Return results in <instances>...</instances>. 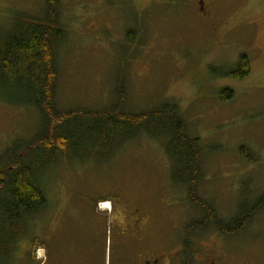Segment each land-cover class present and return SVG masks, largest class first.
<instances>
[{"label":"rangeland","instance_id":"obj_1","mask_svg":"<svg viewBox=\"0 0 264 264\" xmlns=\"http://www.w3.org/2000/svg\"><path fill=\"white\" fill-rule=\"evenodd\" d=\"M221 13L224 24L212 34L200 20L198 0H58L63 35L54 46L55 101L61 111L108 109L117 104L120 85L126 112L152 110L164 101L177 103L187 133L199 137L195 192L216 216L231 219L264 196V8L261 0H239ZM40 14L46 18L44 7ZM17 18L11 0H0V37ZM249 45L260 52H251ZM244 50L252 57L249 75L223 79L220 71ZM223 87L234 90L231 99H220ZM22 95L0 85V160L11 144L29 139L40 127L35 108L10 100ZM164 141V136L138 131L129 139L114 136L110 151L86 145L79 153L63 152L54 163L36 167L33 179L46 203L25 216L21 226L14 225L13 230L20 231L13 241L16 248L8 258L1 256V262L27 264L24 254L32 241L40 243L38 252L49 251L47 237L69 230L62 227L70 220L68 205L110 194L113 187L141 189L158 204H184L181 211L170 208L171 248L183 239L194 247L210 246L214 224L186 228L193 221L203 222L206 212L190 201L184 184L173 180ZM240 147L252 160L241 156ZM3 164L6 161H0ZM262 225L264 212L256 209L225 245L253 251L264 238L255 232Z\"/></svg>","mask_w":264,"mask_h":264},{"label":"trees","instance_id":"obj_2","mask_svg":"<svg viewBox=\"0 0 264 264\" xmlns=\"http://www.w3.org/2000/svg\"><path fill=\"white\" fill-rule=\"evenodd\" d=\"M57 1H47L48 12L42 23L36 25L37 31L32 28L24 35L19 31L11 32L9 44L0 48V85L22 91V96L10 100L35 108L40 116L37 132L29 139L11 144L0 160L6 161L0 166V257L10 256L14 251L13 241L20 232L13 230L14 225L21 226L25 216L37 212L46 203L45 194L33 179L36 167L54 163L63 152L79 153L86 145L101 152L110 151L114 136L115 139H129L138 131L148 136L165 137V152L173 162V180L184 184L189 199L206 212L203 222L193 221L186 228L202 229L211 223L224 233L242 229L249 220L250 211L241 207L237 216L223 219L196 194L201 153L199 137L187 133L177 103L164 101L152 110L126 112L123 110L125 92L119 85L118 102L111 108L61 111L56 107L58 72L54 46L63 35L57 10H54ZM215 70L213 67L212 71ZM249 70L247 55L241 53L235 70H221L220 73L242 78ZM234 93L232 88L224 87L219 97L229 100ZM239 151L243 158L252 160L246 148L240 147ZM261 203L264 197L257 207Z\"/></svg>","mask_w":264,"mask_h":264},{"label":"flooded vegetation","instance_id":"obj_3","mask_svg":"<svg viewBox=\"0 0 264 264\" xmlns=\"http://www.w3.org/2000/svg\"><path fill=\"white\" fill-rule=\"evenodd\" d=\"M47 1L11 0L18 18L11 28L1 34L0 48L9 44L11 32L19 31L24 35L26 30L32 28L37 31L36 25L43 21L40 14L42 7L48 12ZM261 1L264 8V0ZM235 2L239 0H198L200 20L210 28L212 34H216L224 24L220 17L223 7ZM54 10H57V4ZM257 23L261 25L263 21ZM237 33L242 34L240 30ZM249 50L256 54L260 52L259 47L252 45H249ZM241 53L247 55L251 69L250 53L247 50ZM239 56L233 65L223 67V70H235ZM249 73L242 78L225 74L221 77L228 81L242 80ZM149 196L141 189L113 187L110 194L68 205L67 215L70 220L62 227L69 230L63 231L60 236L58 233L57 236L47 237L51 247L49 251L43 249L40 256L37 255L40 243L37 246L32 241L24 254L25 261L27 264H264V238H260L253 251L243 250L225 245V240L233 232L216 230L215 240H211L210 246H186V240L183 239L171 248L170 208L176 207V210L181 211L185 205L169 201L158 204L152 198L148 199ZM261 198H258L254 206H249V218L256 209L264 212V203L257 207ZM56 224L57 221L55 227ZM255 232L264 234V225ZM217 237L220 242H217Z\"/></svg>","mask_w":264,"mask_h":264}]
</instances>
